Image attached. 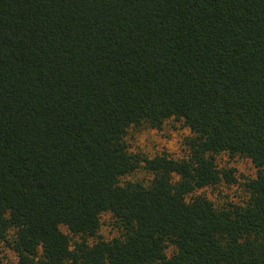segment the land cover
Instances as JSON below:
<instances>
[{
    "label": "trees",
    "instance_id": "obj_1",
    "mask_svg": "<svg viewBox=\"0 0 264 264\" xmlns=\"http://www.w3.org/2000/svg\"><path fill=\"white\" fill-rule=\"evenodd\" d=\"M169 116L192 133L182 158L132 154L131 130ZM237 158L256 175L217 204ZM1 246L18 264H264V0H0Z\"/></svg>",
    "mask_w": 264,
    "mask_h": 264
},
{
    "label": "rangeland",
    "instance_id": "obj_2",
    "mask_svg": "<svg viewBox=\"0 0 264 264\" xmlns=\"http://www.w3.org/2000/svg\"><path fill=\"white\" fill-rule=\"evenodd\" d=\"M177 125L179 128H177ZM189 129L182 121L170 120L166 122L160 130H153L150 128L142 127L132 129L129 135L130 144L133 149L140 150L146 154H158L162 151H168L163 146V141L171 140L174 135L179 136V150L181 155L184 153V140L190 135H183V131ZM140 140H143V145L140 144ZM223 162L227 165V158H222L221 164ZM232 166H235L238 170V184L229 186H220L216 189H208L205 193L217 204H221L226 200L239 199L241 195V185L240 182H244L249 177H255L256 169L253 165L246 159L237 158L231 161ZM149 174L145 170H139L134 175L129 177L133 181H142L147 183L149 180ZM241 196V197H240ZM109 216H105V222L102 227L103 238L112 237L116 235V231L112 228V221ZM171 251V250H170ZM169 251V252H170ZM0 264H18L17 255L6 248L5 246L0 247Z\"/></svg>",
    "mask_w": 264,
    "mask_h": 264
},
{
    "label": "clouds",
    "instance_id": "obj_3",
    "mask_svg": "<svg viewBox=\"0 0 264 264\" xmlns=\"http://www.w3.org/2000/svg\"><path fill=\"white\" fill-rule=\"evenodd\" d=\"M170 120H175V117L174 116H169L168 117ZM177 128H179V126L177 125ZM191 130L190 129H185L183 131V135H191ZM127 140V138H125ZM180 140V137L179 136H176L174 135L173 138L171 140H166V141H163V146L168 150V152L170 153V156L167 157L169 159H172V160H179L182 158V155L180 153V150H179V143L178 141ZM129 143H131L132 141H128ZM141 145H143V140H140L139 141ZM135 152V149L132 150V154H134ZM171 154H174V155H171ZM148 159L149 160H152V159H155V155L154 154H150L148 156ZM144 163L143 161H141V167H144ZM171 177H172V181H170L171 183H176V182H179L181 177L176 173V172H171L170 173ZM150 179H154V177H150ZM121 187H123V183L120 185ZM185 203H189V201L185 200ZM57 227L61 230V232H63L65 235H67V231L65 230V227L62 226V225H57ZM113 237H106V240L107 239H112ZM97 243H99V241H97ZM89 246H93V242L92 241H89ZM69 252L73 251L74 248L73 246H69Z\"/></svg>",
    "mask_w": 264,
    "mask_h": 264
}]
</instances>
